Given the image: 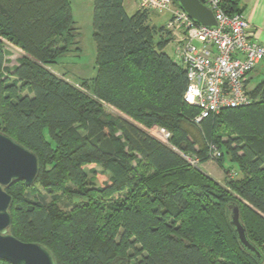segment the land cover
Listing matches in <instances>:
<instances>
[{"label": "trees", "instance_id": "trees-1", "mask_svg": "<svg viewBox=\"0 0 264 264\" xmlns=\"http://www.w3.org/2000/svg\"><path fill=\"white\" fill-rule=\"evenodd\" d=\"M222 6L241 12L237 0ZM148 17L128 14L123 0H93L96 74L75 83L53 69L80 49L70 1L0 0V131L37 155L33 184L70 179L80 198L63 210L14 181L8 231L46 246L56 264H264V80L248 104L195 122L185 70L165 51L171 32ZM6 44L21 54L12 68ZM155 125L170 132L167 143L148 132ZM211 145L238 177L228 166L222 185L181 156L204 162ZM91 163L118 178L94 186ZM229 204L260 256L240 244Z\"/></svg>", "mask_w": 264, "mask_h": 264}, {"label": "built area", "instance_id": "built-area-1", "mask_svg": "<svg viewBox=\"0 0 264 264\" xmlns=\"http://www.w3.org/2000/svg\"><path fill=\"white\" fill-rule=\"evenodd\" d=\"M200 1L212 10L216 26L194 22L173 0H136L138 9L169 13L164 27L172 35V55L185 70L183 101L198 109L195 122L225 108L248 104L249 74L264 60V44L253 39L241 12H226L223 0ZM220 154L210 146L209 156L217 158ZM181 156L190 165H199L195 155Z\"/></svg>", "mask_w": 264, "mask_h": 264}, {"label": "rangeland", "instance_id": "rangeland-1", "mask_svg": "<svg viewBox=\"0 0 264 264\" xmlns=\"http://www.w3.org/2000/svg\"><path fill=\"white\" fill-rule=\"evenodd\" d=\"M69 1L76 26L78 27L80 33L77 44L80 49L77 52H71L61 57L58 60L59 63L56 66H53V69L59 74H63L70 81L80 83L82 78L91 79L96 74V47L92 37L93 0ZM171 46L172 42H170L165 48V51L170 54L172 53L171 51L174 47L172 46L171 49ZM4 48L6 50L4 66L12 68L13 66L17 65L21 54L16 49L7 44L4 46ZM255 83V80L252 79L250 80L248 86L252 87L255 85ZM106 110L113 113L111 109L107 108ZM147 130L151 135L166 143L169 141V137L171 136L169 131L156 125ZM226 167L233 169L234 173L236 174L234 177L239 176L238 166L235 164H230L227 159L224 162V167H221L218 163V160L209 156V158L205 159L204 162L200 163L199 161L198 168L205 172L209 178H212L223 185L226 183V177L229 174L224 169ZM84 170L86 172L87 181L96 187L107 186L114 182V180H116L119 176L115 170L103 169L96 163L86 165ZM32 186L34 190V196L38 194L41 196L39 199L46 203L49 201H55L63 210H69L74 203L80 200L77 194V187L70 179L66 180V182L63 183L61 187L56 189L45 188L38 183H35ZM262 247H264V242Z\"/></svg>", "mask_w": 264, "mask_h": 264}, {"label": "water", "instance_id": "water-1", "mask_svg": "<svg viewBox=\"0 0 264 264\" xmlns=\"http://www.w3.org/2000/svg\"><path fill=\"white\" fill-rule=\"evenodd\" d=\"M178 6L196 23L216 26L211 9L200 0H175ZM39 172L37 155L12 137L0 131V258L11 264H56L52 252L43 244L25 242L8 230L11 225L10 206L12 196L6 191L14 181H23L31 186ZM230 224L234 227L240 244L260 256L256 247L248 240L240 221L239 209L229 204Z\"/></svg>", "mask_w": 264, "mask_h": 264}, {"label": "crops", "instance_id": "crops-1", "mask_svg": "<svg viewBox=\"0 0 264 264\" xmlns=\"http://www.w3.org/2000/svg\"><path fill=\"white\" fill-rule=\"evenodd\" d=\"M123 6L128 14L138 10L136 0H123ZM237 7L249 22V32L254 40L264 44V0H237ZM169 18V13H157L149 11L148 23L162 26ZM255 80V85L249 87L250 80ZM264 80V60L249 74L247 87L252 89L260 81Z\"/></svg>", "mask_w": 264, "mask_h": 264}]
</instances>
